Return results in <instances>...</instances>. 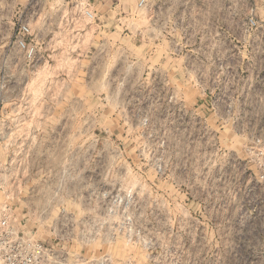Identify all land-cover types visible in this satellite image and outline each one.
Instances as JSON below:
<instances>
[{"label": "rangeland", "instance_id": "rangeland-1", "mask_svg": "<svg viewBox=\"0 0 264 264\" xmlns=\"http://www.w3.org/2000/svg\"><path fill=\"white\" fill-rule=\"evenodd\" d=\"M105 2L85 38L63 34L91 62L29 64L12 35L0 217L74 264H264L245 159L264 133V0Z\"/></svg>", "mask_w": 264, "mask_h": 264}, {"label": "crops", "instance_id": "crops-1", "mask_svg": "<svg viewBox=\"0 0 264 264\" xmlns=\"http://www.w3.org/2000/svg\"><path fill=\"white\" fill-rule=\"evenodd\" d=\"M105 3V0H0V68L3 75L11 72V40L21 15L31 29L38 60H95L90 44H69L63 34L77 32L85 38L86 30L91 28L85 11L98 16ZM75 47L82 52H72ZM72 81L78 82V90L83 95L90 90V75H74Z\"/></svg>", "mask_w": 264, "mask_h": 264}, {"label": "built area", "instance_id": "built-area-1", "mask_svg": "<svg viewBox=\"0 0 264 264\" xmlns=\"http://www.w3.org/2000/svg\"><path fill=\"white\" fill-rule=\"evenodd\" d=\"M84 15L93 16L89 11ZM250 28H257L255 11L248 18ZM14 45L23 53L29 64L37 62V46L32 40L28 22L24 15L18 18L14 31ZM249 176L253 174L264 180V133L252 138L245 148ZM248 185V184H247ZM250 191V190H248ZM0 264H74L63 247L43 243L11 225L6 217H0Z\"/></svg>", "mask_w": 264, "mask_h": 264}]
</instances>
